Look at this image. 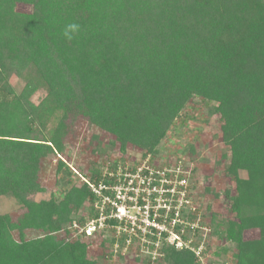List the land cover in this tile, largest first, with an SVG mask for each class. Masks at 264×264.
<instances>
[{"label":"trees","instance_id":"obj_1","mask_svg":"<svg viewBox=\"0 0 264 264\" xmlns=\"http://www.w3.org/2000/svg\"><path fill=\"white\" fill-rule=\"evenodd\" d=\"M11 75L24 81L18 93ZM193 98L217 115L235 188L236 220L209 224L235 244L234 264H264V0H0V196L24 210L0 214V264H95L85 244L53 234L83 191L33 200L41 159L63 152L78 118L122 152L157 153ZM32 228L42 235L25 239ZM252 229L259 237L245 238ZM167 254L195 264L187 249Z\"/></svg>","mask_w":264,"mask_h":264},{"label":"rangeland","instance_id":"obj_2","mask_svg":"<svg viewBox=\"0 0 264 264\" xmlns=\"http://www.w3.org/2000/svg\"><path fill=\"white\" fill-rule=\"evenodd\" d=\"M16 10L27 12L29 8L17 4ZM8 81L17 93L24 85L15 75ZM44 93L35 92L31 100L38 103ZM217 122V115L210 114L199 98H193L166 130L157 153H152L137 147L122 152L111 144L108 132L78 118L63 139V152L41 159L38 179L43 191L32 198L62 201L73 189L83 191L85 197L72 204L71 218L53 234L65 237L66 242L85 244L86 257L95 264H171L168 250L187 249L184 241L194 250L200 249V257L187 249L194 254L195 264H234L235 244L218 233L223 226L217 229L209 224L215 217L216 221L236 220L227 197L235 189L233 179L225 174L229 150L220 138ZM178 162L186 178L183 195L174 190ZM138 168L140 177H135ZM239 180L247 184L245 172L239 174ZM127 193L133 195L125 198L126 215L118 219L115 206L104 197L121 200ZM22 212L15 199L0 196V214L17 217ZM97 218L101 224L90 236L80 232L82 226ZM161 230L162 236H157ZM170 232L179 234V239ZM41 235L37 228L24 232L25 239ZM258 237L254 229L245 232L247 239Z\"/></svg>","mask_w":264,"mask_h":264},{"label":"built area","instance_id":"obj_3","mask_svg":"<svg viewBox=\"0 0 264 264\" xmlns=\"http://www.w3.org/2000/svg\"><path fill=\"white\" fill-rule=\"evenodd\" d=\"M139 171H140V168H138L137 172L134 173V176L135 177H140ZM161 172H162L161 178H164L163 177L164 174H165L164 170H161ZM149 174L152 175L153 174V171L152 170H149ZM173 182H174V190H175V192L181 193L183 195V193H184V191L186 189V187H185V185H186V178L183 175V172L181 171V165H180L179 162H178V165H177V170H176V174H175V178L173 179ZM175 186H177V189H175ZM126 195L127 196L122 197L121 200H120V197H117V196H115V197L112 196L110 199L107 198V197L106 198L104 197V199H106V201H108L111 205L115 206L117 212L114 215L118 219H121V217H125V215H126L125 214V210L127 209V206L124 204L125 198H127V200H129V199H131V195H133V194H129L128 195V193H127ZM104 201L105 200H103V202ZM100 214H102V213L100 212ZM129 219H131V218H129ZM124 220L125 221H128V223L130 221V220H127V219H124ZM97 221H98V224H97ZM99 224H101L100 218L99 219L97 218L96 220H90L89 222L86 223V225H84V226H82L80 228V232L82 234L85 233L86 235L90 236L92 234V232L98 227ZM124 225H127V224H124ZM130 229L132 230L133 227H130ZM162 231L163 230L157 231V236H160L161 237L162 236V233H163ZM171 235H173L174 237H176L175 239H179V234H177L176 232H170V236ZM179 241L180 240H178V242ZM183 246L185 248H187V249H191V251H193V252L195 251L196 256L200 257V249L199 248H197V251L194 250L192 248V246L189 244V242H187V241H184L183 242Z\"/></svg>","mask_w":264,"mask_h":264},{"label":"clouds","instance_id":"obj_4","mask_svg":"<svg viewBox=\"0 0 264 264\" xmlns=\"http://www.w3.org/2000/svg\"><path fill=\"white\" fill-rule=\"evenodd\" d=\"M77 29H78V25L70 24V25L67 26L64 35L69 37V38H71L70 37V33L73 32V31H76Z\"/></svg>","mask_w":264,"mask_h":264}]
</instances>
